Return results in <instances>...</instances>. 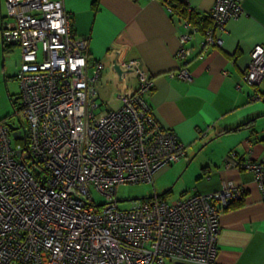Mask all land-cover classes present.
<instances>
[{"label": "built area", "instance_id": "obj_1", "mask_svg": "<svg viewBox=\"0 0 264 264\" xmlns=\"http://www.w3.org/2000/svg\"><path fill=\"white\" fill-rule=\"evenodd\" d=\"M4 1L10 21L2 39L21 50L16 79L26 124L14 140L8 120H0V264H219L220 217L244 194L233 182L175 201L155 193L127 208L117 197L123 184H154L187 150L156 120L147 99L154 80L141 62L113 61L120 106L101 111L96 86L104 64L91 70L89 42L74 34L63 0ZM242 12L240 0H217L203 47L221 46L218 32ZM184 27L182 64L200 32L189 20ZM251 57L244 80L260 97L264 46ZM174 75L192 79L185 67ZM239 167L264 188L263 162Z\"/></svg>", "mask_w": 264, "mask_h": 264}, {"label": "crops", "instance_id": "obj_2", "mask_svg": "<svg viewBox=\"0 0 264 264\" xmlns=\"http://www.w3.org/2000/svg\"><path fill=\"white\" fill-rule=\"evenodd\" d=\"M240 1L242 15L218 32L223 44L204 48L200 31L189 44L192 56L182 64L176 55L180 35L188 29L167 0H99L97 10L95 0H63L74 34L89 42L91 70L104 64L100 83L112 85L116 98L121 82L112 71L114 60H139L153 78L147 97L153 114L187 147L185 157L169 170L184 176L195 163L199 166L192 172L195 182L177 199L211 194L228 182L244 190V198L238 200L244 205L220 217L218 263L264 264V188L239 167L241 162L264 163V81L258 87L260 98L256 87L244 80L254 48L264 46V0ZM186 2L203 18L211 15L217 0ZM8 21L5 1L0 0L3 52L2 29ZM182 67L192 79L171 76ZM165 172L167 167L154 182Z\"/></svg>", "mask_w": 264, "mask_h": 264}, {"label": "rangeland", "instance_id": "obj_3", "mask_svg": "<svg viewBox=\"0 0 264 264\" xmlns=\"http://www.w3.org/2000/svg\"><path fill=\"white\" fill-rule=\"evenodd\" d=\"M12 50L3 52V47L0 46V120L6 119L15 127H22L26 124L22 112L17 113L22 106L21 88L16 79L20 65L21 50L17 47H11ZM4 66V68H3ZM98 99L101 103V111L116 109L120 106V102L116 98V90L110 85L105 86L100 82L97 83ZM122 88L118 89L121 91ZM117 93V94H118ZM197 163L193 165L188 173L181 176L180 173H175L177 166L167 167L161 177L155 180L154 184H123L119 187L117 197L121 201V207H129L128 202L135 199L145 200L154 196L161 195L168 189H171L169 201L178 200L184 188L190 187L195 181L192 172L196 169ZM198 166V165H197ZM199 167V166H198ZM181 176V177H180ZM97 200L102 203L104 199L97 195Z\"/></svg>", "mask_w": 264, "mask_h": 264}, {"label": "trees", "instance_id": "obj_4", "mask_svg": "<svg viewBox=\"0 0 264 264\" xmlns=\"http://www.w3.org/2000/svg\"><path fill=\"white\" fill-rule=\"evenodd\" d=\"M98 3H99V0H95V3H94V9L95 10H97V8H98ZM167 4L173 10L175 15H177L183 21L189 20L191 23H193L194 25H196L199 28V30L201 31L202 34L205 35L206 31L208 29L212 28L213 23H214L212 16L208 15V16H204L203 18L200 17V15L194 9H192V7L189 6V4L186 1H184V0H182V1L167 0ZM10 48L11 47L4 45V51L5 52L9 51ZM20 111H21V108L19 110L17 109L18 113ZM170 196H171V191H167V192L159 195V197L163 200H168L170 198ZM242 198H244V196H242ZM240 200H242V199H240ZM242 205H244L243 201L236 200V201H233L228 206V208L226 210L228 211V210H231L234 208H238Z\"/></svg>", "mask_w": 264, "mask_h": 264}, {"label": "water", "instance_id": "obj_5", "mask_svg": "<svg viewBox=\"0 0 264 264\" xmlns=\"http://www.w3.org/2000/svg\"><path fill=\"white\" fill-rule=\"evenodd\" d=\"M117 71L119 72V74L122 73L119 67H117ZM10 128L12 129V131H14L13 132V138H14V140H18L19 139V133L16 132L17 127H15L14 125L10 124Z\"/></svg>", "mask_w": 264, "mask_h": 264}]
</instances>
